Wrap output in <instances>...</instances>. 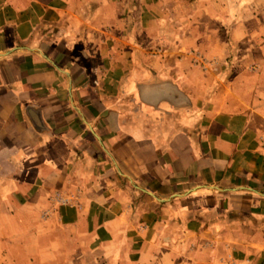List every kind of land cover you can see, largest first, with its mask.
Returning a JSON list of instances; mask_svg holds the SVG:
<instances>
[{"label":"crops","instance_id":"crops-1","mask_svg":"<svg viewBox=\"0 0 264 264\" xmlns=\"http://www.w3.org/2000/svg\"><path fill=\"white\" fill-rule=\"evenodd\" d=\"M0 264H264V0H0Z\"/></svg>","mask_w":264,"mask_h":264},{"label":"rangeland","instance_id":"rangeland-1","mask_svg":"<svg viewBox=\"0 0 264 264\" xmlns=\"http://www.w3.org/2000/svg\"><path fill=\"white\" fill-rule=\"evenodd\" d=\"M151 1V0H150ZM152 1H155V0H152ZM132 8V7H131ZM152 10H154V11H158V10H156V9H152Z\"/></svg>","mask_w":264,"mask_h":264}]
</instances>
